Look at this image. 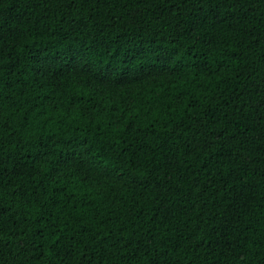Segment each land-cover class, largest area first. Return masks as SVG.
<instances>
[{
    "label": "trees",
    "instance_id": "trees-1",
    "mask_svg": "<svg viewBox=\"0 0 264 264\" xmlns=\"http://www.w3.org/2000/svg\"><path fill=\"white\" fill-rule=\"evenodd\" d=\"M0 264H264V0H0Z\"/></svg>",
    "mask_w": 264,
    "mask_h": 264
}]
</instances>
